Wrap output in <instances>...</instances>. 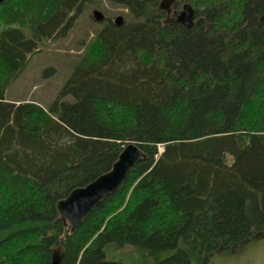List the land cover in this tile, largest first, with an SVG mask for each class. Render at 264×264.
Returning <instances> with one entry per match:
<instances>
[{"label":"trees","instance_id":"obj_1","mask_svg":"<svg viewBox=\"0 0 264 264\" xmlns=\"http://www.w3.org/2000/svg\"><path fill=\"white\" fill-rule=\"evenodd\" d=\"M182 1L192 27L162 0H0V264H122L108 244L207 264L264 233V0ZM90 7L94 38L50 104L7 98ZM129 142L145 158L71 231L57 202Z\"/></svg>","mask_w":264,"mask_h":264},{"label":"rangeland","instance_id":"obj_2","mask_svg":"<svg viewBox=\"0 0 264 264\" xmlns=\"http://www.w3.org/2000/svg\"><path fill=\"white\" fill-rule=\"evenodd\" d=\"M187 3L182 0H162L169 15L173 12L178 14ZM104 8L106 14L101 11L112 20L118 15L124 19L125 10L120 7L105 3ZM97 14V10L90 7L88 14L78 19L67 39L56 44L43 43L39 51L31 54L27 68L7 89L6 97L22 100L32 98L47 107L68 78L78 55L82 54L85 45L94 38L98 25L93 17ZM24 32L29 34L25 28ZM104 252L107 260H119L122 264H141L137 259V251L132 246L120 248L108 244ZM207 264H264V233L244 242L237 249L215 253Z\"/></svg>","mask_w":264,"mask_h":264},{"label":"water","instance_id":"obj_3","mask_svg":"<svg viewBox=\"0 0 264 264\" xmlns=\"http://www.w3.org/2000/svg\"><path fill=\"white\" fill-rule=\"evenodd\" d=\"M100 16L98 12L95 17L100 18ZM176 21L186 27L193 26L195 11L191 4L187 3L182 6L176 15ZM113 22L120 26L123 23V17L118 15ZM144 158V151L136 143H127L108 171L100 174L85 186L72 189L65 198L57 202L56 209L64 224L74 231L83 218L113 193L124 181L127 173ZM53 263L57 262L53 261Z\"/></svg>","mask_w":264,"mask_h":264}]
</instances>
